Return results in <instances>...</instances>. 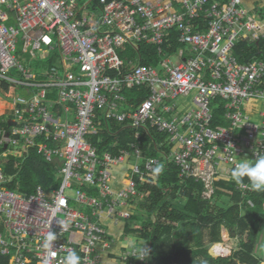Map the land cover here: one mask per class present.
Listing matches in <instances>:
<instances>
[{
    "label": "built area",
    "instance_id": "built-area-1",
    "mask_svg": "<svg viewBox=\"0 0 264 264\" xmlns=\"http://www.w3.org/2000/svg\"><path fill=\"white\" fill-rule=\"evenodd\" d=\"M180 2L0 0V88L10 84L5 96L12 106L0 114V254L10 264H63L70 252L81 264L100 263L101 246H110L102 216L130 219L128 199L138 194L132 173L160 164L144 159L136 144L143 130L169 135L177 146L169 157L180 176L202 178L207 197L214 181L231 178L233 160L264 156V58L241 63L234 55L240 42L264 38V14L242 0ZM171 42L176 47L169 52ZM145 45L162 54L156 65L141 63ZM51 60L40 72L32 68L34 61ZM140 88L148 95L130 103L125 91ZM193 90L191 107L173 114L167 102ZM216 98L225 101L228 122L220 129L211 127ZM105 120L128 122L131 149L98 151L91 134ZM24 148L60 162L58 188L22 193L8 187V156L22 157ZM120 167L127 184L120 178L116 186ZM49 232L56 238L45 248ZM125 245L118 263L136 264Z\"/></svg>",
    "mask_w": 264,
    "mask_h": 264
},
{
    "label": "trees",
    "instance_id": "trees-1",
    "mask_svg": "<svg viewBox=\"0 0 264 264\" xmlns=\"http://www.w3.org/2000/svg\"><path fill=\"white\" fill-rule=\"evenodd\" d=\"M174 2L176 6L181 3L178 0ZM167 46L169 52L176 47L174 42ZM158 50L154 45H145L139 49L141 63L156 65L162 55ZM263 50L264 38L254 42H240L234 49V55L238 57L239 62L247 63L264 58V52L263 55L259 54ZM34 63L32 68L40 72L48 67L52 60L48 63ZM9 85L3 82L0 88L4 98ZM17 93L25 94L21 88ZM125 95L132 103L144 99L148 92L145 88L131 91L127 89ZM187 96L189 95L167 102L173 105V114L176 116L180 117L191 107L181 102V99ZM224 105L225 101L221 98H216L211 104L212 128L220 129L228 125L224 120ZM167 115L171 117L170 114ZM127 123L105 120L100 130L91 134V140L101 154L107 151L117 154L121 148L131 149V144L135 143L134 131ZM137 143L143 151L144 159L156 157L160 160L159 166H163V172L156 174L155 171L143 168L141 172L133 173L138 194L128 199V206L133 210L131 218L134 223L128 219L123 236L138 237V243L147 242L150 248L149 259L144 262L137 259L136 264L264 263V258L260 255L261 249L257 251V247H262V244L256 247L259 229L264 224V192H244L230 178L214 181L213 192L207 197L202 178L180 176V167L169 157L177 146L169 141L168 134L155 128L143 130L142 138ZM2 151L0 149V154ZM22 152V157L8 156L6 172L13 176L12 182L8 184L9 188L22 193H32L39 185L46 189L60 186L61 180L57 179L60 167L58 160L47 161L38 153L37 148H24ZM244 184L248 185L247 181ZM224 198L229 199L228 203L219 204ZM106 222L104 220V226L107 225ZM223 226L227 227L232 235L240 237L239 249L227 257H214L209 251V245L223 242ZM224 236L226 239V231ZM114 255L119 258V254ZM0 264H10L9 256L0 254Z\"/></svg>",
    "mask_w": 264,
    "mask_h": 264
},
{
    "label": "clouds",
    "instance_id": "clouds-1",
    "mask_svg": "<svg viewBox=\"0 0 264 264\" xmlns=\"http://www.w3.org/2000/svg\"><path fill=\"white\" fill-rule=\"evenodd\" d=\"M154 171L156 174L162 173L163 166L162 165L157 166ZM231 178L233 179V181H235L237 185L243 186L245 181H247L250 187V190L257 191V192H264V156H260L255 159H250L246 157V158H241L239 160H233ZM224 231L227 232L229 239L231 237H236V238L238 237V236L232 235L230 233V230L227 227L223 226L222 227V238H223L224 244H226V239L224 237ZM55 238H56L55 234L52 232H49L48 235L45 237L44 247L51 248L52 242L55 240ZM223 242H219V243H223ZM125 246L128 249H130L129 254L133 255L137 259L139 260L149 259L150 249L147 246V242L137 243L135 240L129 238ZM214 257H220V256H214ZM63 264H81V257L76 252H70L64 258Z\"/></svg>",
    "mask_w": 264,
    "mask_h": 264
},
{
    "label": "rangeland",
    "instance_id": "rangeland-1",
    "mask_svg": "<svg viewBox=\"0 0 264 264\" xmlns=\"http://www.w3.org/2000/svg\"><path fill=\"white\" fill-rule=\"evenodd\" d=\"M153 1H156V0H153ZM242 3H243L244 6L250 8L251 10L259 11V12H262V14H264V0H242ZM207 16H208V13L204 12L201 19H205V17H207ZM169 57L171 58V60L173 62L177 61V57L175 55L170 54ZM195 95H196V90H193L189 94V96L183 97L181 99L182 104L186 103L188 106L192 105V101H193V98H194ZM0 98H1L2 101L4 100V102L8 101V100H6L7 98L6 97L4 98L3 94H1V93H0ZM7 103H4L3 105H0V114L3 113V112H10V110L12 109V106H10L11 104L10 103L7 104ZM244 111H246L245 108H244ZM70 118L73 119L74 116L71 115ZM241 133H242L241 129H238L237 130V134L239 135ZM130 175H131V172H130ZM132 175H133V173H132ZM132 177L134 178L135 175H133ZM246 190L250 191V189H246ZM75 191L76 190L68 191V195L69 196H75ZM218 203L226 205L228 203V200H224L223 199V200H220ZM72 205L77 207V208H79V206L75 205L74 203ZM106 212H108V211H106ZM127 218H126V216L123 218L120 215L114 214V220H116V219L118 220L117 226L113 225L112 223H108L107 224V229L109 230V232L112 233L114 241L112 242V244H110V247L109 246L108 247L101 246V248H102V251H101L102 258H101L100 262H107L108 264H115L116 262H118V260H119L118 256H116L114 254L109 255L106 252L109 251L107 248H111V246H114V247L111 248V250H113L112 251L113 253L120 254L121 250L122 249L124 250V245L126 244L127 240L130 238L129 236L128 237L123 236V233L125 231L126 223L128 222V219H129V218L128 219ZM130 219H131V223H134L132 221V218H130ZM106 221H107V218H106ZM114 230H115V233H113ZM260 230H261L260 232H262V230H264V225L261 226ZM121 231H122V233H121ZM226 234H227V232H226ZM226 238L228 239V241L226 239V244L231 249L230 253L228 255H219V256H224V257L230 256L236 250L239 249L240 237H237V238L236 237H231L229 239L228 234H227ZM258 241H259V238H258ZM258 241H257V245H258ZM260 242H262V239L260 240ZM223 244H224V242H223ZM213 245L214 244H212V245L210 244L209 245V251L211 250L210 247L213 246ZM257 245H256V247H257ZM260 249H261V252H260L261 254L260 255L263 256V258H264V243L262 244V247H259V248L257 247V251H259ZM103 256H109V257L104 258Z\"/></svg>",
    "mask_w": 264,
    "mask_h": 264
},
{
    "label": "crops",
    "instance_id": "crops-1",
    "mask_svg": "<svg viewBox=\"0 0 264 264\" xmlns=\"http://www.w3.org/2000/svg\"><path fill=\"white\" fill-rule=\"evenodd\" d=\"M178 1H180V0H178ZM130 161L131 162H133V161H136V158L135 157H131L130 158ZM123 168L124 167H120L118 170H116V172H117V180L115 181V185L116 186H120L119 185V179H120V183H121V185H123L124 184V178L122 177L123 175H124V170H123ZM114 183V181L112 182V184ZM224 200H229L228 198H224ZM105 217V215H103L102 216V219L103 220H105L106 221V218H104ZM118 222V220H113V221H108L107 220V222H106V224H108V223H112L113 225H115V226H117V223ZM264 225V224H263ZM263 225H261V226H263ZM105 228L107 229V225L105 226ZM261 228V227H260ZM109 231V230H108ZM259 231H261L260 229H259ZM113 233H115V230L113 231ZM121 233H122V231H121ZM234 235V234H233ZM259 241H258V244H263L264 243V230H262V232H259ZM106 239H107V241L108 242H110V244H112V242L114 241V238H113V235H112V233L110 232V234L106 237ZM227 239V238H226ZM262 239V242H260V240ZM215 245V244H214ZM213 245V246H214ZM212 246V247H213ZM258 246V245H257ZM110 247V246H109ZM112 247H114V246H111V248ZM229 247V246H228ZM111 248H107L109 251H107L106 253H108L109 255H111V254H114L112 251L113 250H111ZM212 249V248H211ZM210 252H211V250H210ZM116 254H118V253H116ZM214 256H219V255H214ZM104 258H106V257H109V256H103ZM103 260V259H102ZM99 264H108L107 262H100Z\"/></svg>",
    "mask_w": 264,
    "mask_h": 264
},
{
    "label": "bare ground",
    "instance_id": "bare-ground-1",
    "mask_svg": "<svg viewBox=\"0 0 264 264\" xmlns=\"http://www.w3.org/2000/svg\"><path fill=\"white\" fill-rule=\"evenodd\" d=\"M4 103H6V102H4V100L2 101L0 98V105H3ZM123 180H124L123 185L127 184V181L125 179H123ZM211 253L214 255H228L230 253V248L223 243H217L212 247Z\"/></svg>",
    "mask_w": 264,
    "mask_h": 264
}]
</instances>
